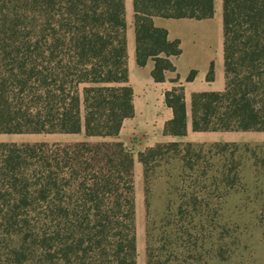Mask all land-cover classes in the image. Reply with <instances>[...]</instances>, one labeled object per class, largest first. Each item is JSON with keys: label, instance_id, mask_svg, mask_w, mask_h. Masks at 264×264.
<instances>
[{"label": "trees", "instance_id": "16d2710c", "mask_svg": "<svg viewBox=\"0 0 264 264\" xmlns=\"http://www.w3.org/2000/svg\"><path fill=\"white\" fill-rule=\"evenodd\" d=\"M132 6L136 64L152 61L155 82L175 74L163 133L183 137L181 41L154 19H212L214 0ZM222 29L225 88L192 94V130L264 132V0H222ZM128 58L126 0H0V134L100 138L0 142V264H137L135 155L112 140L135 114ZM137 160L146 197L157 179L170 196L145 264L226 261L238 226L224 210L250 185L264 193V142H160Z\"/></svg>", "mask_w": 264, "mask_h": 264}, {"label": "rangeland", "instance_id": "374dc122", "mask_svg": "<svg viewBox=\"0 0 264 264\" xmlns=\"http://www.w3.org/2000/svg\"><path fill=\"white\" fill-rule=\"evenodd\" d=\"M127 19L131 26L132 3L127 0ZM214 16L209 20L192 19H162V23L170 29L171 35L181 40L182 54L176 59V74L185 85V80L192 70L196 71L195 83L188 87H206L210 90L224 89V57H223V29H222V0H214ZM129 28V27H128ZM131 32V27L128 29ZM131 45V37L129 38ZM128 56L135 66L134 53ZM211 62L214 64L215 78L213 82H206L207 72ZM174 77L175 74H172ZM152 115V113H149ZM149 114L147 116H149ZM138 118L130 122L132 133L138 138L146 135L151 127L150 118ZM142 120V121H140ZM147 122L149 124H147ZM200 142L219 141L237 143H263L264 132H211L195 133ZM134 138L130 144L139 146V139ZM115 139V138H114ZM99 141L100 138H87L83 132L77 134H0V142L35 143V142H78ZM134 185L136 204V233H137V264H145L146 231L148 227L159 232L160 220L165 214L168 199V184L163 179H157L152 184L151 193L145 195L142 177V166L135 157ZM264 189V188H263ZM252 186L246 194L232 195L224 210V220L236 224L237 242L231 248V255L226 261L211 260L208 264H264V193L255 198ZM235 233V232H234ZM202 264V263H200Z\"/></svg>", "mask_w": 264, "mask_h": 264}, {"label": "crops", "instance_id": "0c3cea01", "mask_svg": "<svg viewBox=\"0 0 264 264\" xmlns=\"http://www.w3.org/2000/svg\"><path fill=\"white\" fill-rule=\"evenodd\" d=\"M126 3H127V0H126ZM131 3H133V0H131ZM126 8H127V5H126ZM162 19L164 18H155L154 19L155 25L157 27L165 28L168 31V37L170 40L179 39L171 35L170 29L167 28V26H165L162 23V21H160ZM126 21H127V44L129 45L128 42H129V38L131 37V45H129V51L130 52L132 51L134 53V58H135L133 6H132L131 26L128 25L129 20L127 19V11H126ZM128 27L129 28L131 27V32H129ZM177 58L172 59L174 65H175ZM135 64H136V61H135ZM153 66L154 64L152 61H149L144 68H139L137 64L134 66L129 56L128 58L129 78H130V84L134 90L135 114H134V117L130 119H126L124 121L119 136L112 140H117V141H121L122 143H124V145L134 153L136 158L139 152L145 150L148 147H152L155 144L160 143V142H172V141L194 142V143L219 142V141L200 142L199 140H196L197 137L195 133H211V132H194L192 130L191 96L195 92L223 91L224 89L220 88L219 86L217 89H213V90L203 87L199 89L194 88L188 91V87L192 85L193 83H195L196 77L191 82H185L186 84L184 85V91H185V102H186V112H187V134L183 137L166 136L163 133L164 125L168 120L172 118L173 113H172V110L165 105L164 93L167 90H170L174 86V84L170 81V79L173 78V76L172 74L169 73L167 74L166 81L155 82L151 76V71L153 69ZM224 79H225V76H224ZM205 81L208 82L206 79ZM149 113H152V115ZM148 114L149 116H147ZM145 116H147L146 118H150L151 127L147 130L146 135L140 136L138 138L135 134L132 133V130H131L132 126L130 125L131 124L130 122H133V120H137L138 118H143ZM147 124L149 123L147 122ZM136 137L141 142L143 141L145 144L142 145L140 143L139 146H135V147L131 145L130 142Z\"/></svg>", "mask_w": 264, "mask_h": 264}]
</instances>
